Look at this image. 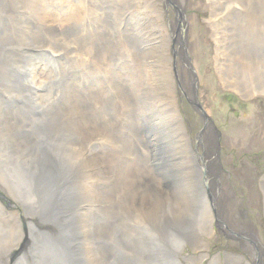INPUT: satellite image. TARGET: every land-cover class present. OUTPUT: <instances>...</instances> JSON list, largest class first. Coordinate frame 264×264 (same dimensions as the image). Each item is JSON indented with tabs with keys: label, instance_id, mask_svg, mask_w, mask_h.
<instances>
[{
	"label": "bare ground",
	"instance_id": "1",
	"mask_svg": "<svg viewBox=\"0 0 264 264\" xmlns=\"http://www.w3.org/2000/svg\"><path fill=\"white\" fill-rule=\"evenodd\" d=\"M95 1L0 0V264H264L234 172L236 149L249 151L254 136L237 132L228 154L230 135L202 101L193 0ZM203 6L211 37L221 35L224 85L260 93L264 0ZM259 181L264 208V173ZM219 231L240 253L210 252Z\"/></svg>",
	"mask_w": 264,
	"mask_h": 264
},
{
	"label": "rangeland",
	"instance_id": "2",
	"mask_svg": "<svg viewBox=\"0 0 264 264\" xmlns=\"http://www.w3.org/2000/svg\"><path fill=\"white\" fill-rule=\"evenodd\" d=\"M89 2L90 1L87 2V7L91 9V7L89 6ZM119 3L120 5H124V1ZM193 3L194 4L192 5L190 10L191 25L189 30V38H191L193 47L192 56L196 60V64L198 66V78L200 90L202 91V101L210 109L212 118L214 119V123L218 127H220L222 131H225L224 137L226 138L227 134L230 135L227 139L232 143L234 142L232 138L236 137L237 132L238 134L247 132V136L244 138L252 139L254 136L255 143L252 147H250L251 149L249 151H246V148L245 150L242 149L241 152L240 150L236 148L235 149L239 154H241L242 152H244V154H247L251 151H258L257 154L249 156H243L244 154H241V156H237L239 154H234L236 156V160H234L236 171L234 172L242 174V176L238 178L237 186L239 187L240 191H242L248 198L252 200V213L254 211L252 217L256 224V227L260 231V238L264 243V208L263 206H261V204L259 205V208H256L257 203L255 199H253L254 194L255 198H257V195L260 198L262 196L259 176L264 173V127L262 126L264 122V87L262 88L260 93L255 94L249 98L243 96V94L242 96L240 94H235L233 92L234 90H231L224 85L222 74L218 73L215 70V66L217 65V45L219 44L218 42L220 40L219 38H221V35H219V38L217 39L215 37H211V29L206 21V19H208L211 14L210 10L207 7L204 8L203 6L205 5V0H193ZM98 6L102 7L103 5L101 4V2H99ZM17 7H19V5ZM85 9L87 10V8ZM166 9V13H168V15H172L173 11L171 7H168ZM16 11L17 8L15 7V9L13 8V10L10 11V14L12 15ZM25 12L28 13V11ZM118 13L119 10L114 4L112 8L107 11V14L110 17H105L104 21H102V24L104 25V23H107V21H109L111 18L114 22ZM198 16H200V18ZM152 19L153 17L150 18V20ZM122 28L121 31H123L125 27L123 29ZM21 33H24L25 36L28 35V33L25 31ZM224 36L230 37L231 35H226L225 33ZM42 50H45V48L34 49L35 54H42ZM222 53L225 54V50ZM219 58L222 62L226 59L225 55L223 54H220ZM66 73L67 75L64 78L63 86L69 87L68 82L71 78L69 74L70 72L68 73L67 71ZM90 82L94 83L92 81ZM155 98H157V96H155ZM157 99L161 100L162 98L159 96ZM182 104H184L186 113L188 110L187 116L191 120V122H193V124L195 123L198 129L202 128L204 124L199 120L198 106L193 103L188 104L187 101L182 102ZM107 137L109 138V140H105L104 138H102L101 140H103V143L108 145V147H112L113 139L111 136ZM225 140L226 139H224L223 141L224 143H227V153L232 155V152H234L232 148L235 147H233L234 143L230 145L229 141L227 142ZM116 145L117 147L114 148L119 149L121 145L120 141L116 143ZM2 169L4 170L5 174V167H2ZM226 246H230L229 248H226V251L230 250L234 253H240V246L235 244L234 240L220 231L217 232V234L213 236L212 239H210V252L212 253H215L220 248ZM1 251L2 250H0V253ZM15 251L16 250H14L13 253ZM92 259L94 260V258ZM129 260H131L130 262L134 261L133 258H129ZM0 261L5 263V260L2 258L0 259Z\"/></svg>",
	"mask_w": 264,
	"mask_h": 264
}]
</instances>
